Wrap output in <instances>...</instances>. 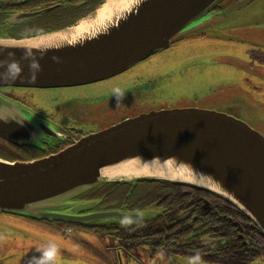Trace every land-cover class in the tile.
I'll return each instance as SVG.
<instances>
[{"label":"water","instance_id":"water-1","mask_svg":"<svg viewBox=\"0 0 264 264\" xmlns=\"http://www.w3.org/2000/svg\"><path fill=\"white\" fill-rule=\"evenodd\" d=\"M218 1L125 0L99 23L96 18L110 0H95L81 17L27 34L13 30L59 5L8 15L0 20V88H69L107 80L178 40L199 35L203 26L196 20ZM40 118L0 95L1 139L33 145L46 133L57 136ZM123 167L185 181L103 177L104 171ZM142 179L212 192L239 209L264 236V135L243 119L200 108L153 109L124 118L42 159L0 157V213L66 223L137 224L148 212L82 215L94 202L73 200L82 201L109 183Z\"/></svg>","mask_w":264,"mask_h":264},{"label":"rangeland","instance_id":"rangeland-1","mask_svg":"<svg viewBox=\"0 0 264 264\" xmlns=\"http://www.w3.org/2000/svg\"><path fill=\"white\" fill-rule=\"evenodd\" d=\"M195 23L203 26L199 35L178 40L169 50L151 57L148 62L152 63V68L138 72L136 78L138 74L156 76L155 92L165 108L213 110L243 119L263 131L264 0H219ZM135 73L112 77L96 86L47 90L41 95L37 91L34 101L39 106L43 103L47 107H60L65 119L79 121L85 116L76 124H86L99 131L159 105L154 98L145 102L131 96L133 91L119 90L132 83ZM115 92L117 94H113ZM66 100L70 105L79 106L73 117L65 111ZM22 220L23 216L0 213V238L27 240L25 248L29 251L21 256L19 250L23 246L0 243V264H109V261L111 264H146L147 256L140 248L132 250L131 255L118 256L115 250L107 249L105 243L109 239L99 240L95 235L78 231L50 229L44 232ZM129 223L120 221L123 227ZM115 246L114 241L108 244L109 249ZM175 264L207 263L177 257Z\"/></svg>","mask_w":264,"mask_h":264},{"label":"flooded vegetation","instance_id":"flooded-vegetation-1","mask_svg":"<svg viewBox=\"0 0 264 264\" xmlns=\"http://www.w3.org/2000/svg\"><path fill=\"white\" fill-rule=\"evenodd\" d=\"M55 1L56 3H54ZM61 1L0 0V18L18 12H31L59 5L45 14L44 16L47 15L46 17L43 18L42 16L41 18L43 19L39 18L23 28L30 31L42 28L44 23H53L52 21L57 20L60 16L72 13L71 11H68V13L64 12L68 8L79 9L84 5H79L81 1L70 3H63ZM59 8H63L64 10ZM170 46L134 65L138 66L137 68L131 67L113 77L121 78L124 75L127 76L129 73L136 72L132 76V83L128 86L129 88L126 87L119 90L126 93L133 91L130 92L131 96H138L145 102L148 99L154 98L157 102L156 104H159L146 110H141L137 112L138 114L153 109L165 108V103L157 98L155 92L156 76L152 77L147 74L146 76H142L138 74L136 78V74L138 72H146L152 68V63H149L148 60L154 55H159L169 50ZM102 82L84 86H96ZM69 88H0V95L26 107L32 113L41 117L40 119L54 130V134L57 133V136L46 133L42 139L38 140L37 144L33 145L14 144L0 138L1 158L8 161L20 162L42 159L72 146L84 136L95 133V131L98 132V130L86 124H76L79 121H83L85 116L82 119H78L79 121L74 118L73 120L70 118L65 119L62 117L60 107L58 109L47 107V104L43 103H41L42 106H39L34 101V93L37 91L38 95H41L43 92L46 93L47 90ZM37 99H39L38 96ZM30 101H33L34 104ZM51 101L52 98H50ZM70 103V101L66 100L63 106L66 109L65 111H69V115L73 117L72 114L79 106H73ZM60 105L62 104L60 103ZM137 113L136 115H138ZM257 130L264 135V129L263 131ZM4 157H11L13 159L10 160ZM86 198L94 201V205L88 211L79 214L86 215L108 211H147L148 214L144 221L124 227L120 222L109 223L101 222V220H95L89 224H81L23 217L22 221L26 225L35 224L44 232H48L50 229H58L60 232L66 230L69 232L78 231L95 235L99 240L109 239V241L105 240L106 243L104 242L107 249L109 251L115 250L118 256L121 253L131 255L132 250L140 248L144 250L147 256L146 264H175L177 257L207 264L258 263L253 246V242L255 241V226L235 207L208 191L184 185L123 183L111 184L95 189ZM26 241L15 237L0 238V243L23 246L19 250L21 256H26L29 253L25 248L27 247ZM111 241L116 243V246L112 247L113 249L108 248V244ZM134 258L139 260L138 256H134ZM259 258L263 259V256H259ZM261 259H259L260 263ZM161 260H164V262ZM108 263L111 264V261Z\"/></svg>","mask_w":264,"mask_h":264},{"label":"trees","instance_id":"trees-1","mask_svg":"<svg viewBox=\"0 0 264 264\" xmlns=\"http://www.w3.org/2000/svg\"><path fill=\"white\" fill-rule=\"evenodd\" d=\"M82 2V1H86V3L81 6L82 8H79V9H72V8H68L66 10H64L63 8H59V9H63L64 12H67L68 11H71L72 13L66 15V16H60L57 20L55 21H52L53 23H44L43 27L42 28H39V29H33V30H24L23 28L28 25V24H24V25H19L17 26L13 32L14 33H19V34H27V33H32V32H36V31H40V30H49V29H52V28H56V27H60V26H63L64 24L68 23L69 21H72L74 19H77L79 17H81L88 9H91L94 5V1L95 0H62L61 2L63 3H67V2ZM56 3V1L54 2ZM54 3H51V4H54ZM50 5V4H49ZM74 11V13H73ZM76 11V12H75ZM8 16V15H7ZM47 16V15H46ZM46 16H43L46 17ZM6 17V16H5ZM5 17H2L0 18L3 19ZM41 18V19H43ZM38 20V19H37ZM36 21V20H35ZM4 158H8L10 160H12L13 158L11 157H4ZM6 160V159H5ZM136 183H157V184H170V185H180V184H175V183H171V182H168V181H159V180H149V179H142V180H138ZM111 184H123V183H109V184H106V185H103L101 186L100 188L104 187V186H107V185H111ZM131 184V183H130ZM194 188H197V187H194ZM202 190V189H201ZM205 191V190H204ZM209 192V191H208ZM212 193V192H210ZM214 194V193H213ZM216 195V194H214ZM218 198H220L221 200L225 201L226 203L232 205L230 202H228L227 200L223 199L222 197L216 195ZM233 207H235L234 205H232ZM236 208V207H235ZM237 209V208H236ZM238 211H240L239 209H237ZM240 213H242L240 211ZM243 214V213H242ZM244 215V214H243ZM245 216V215H244ZM246 217V216H245ZM248 218V217H246ZM249 220V219H248ZM247 220V221H248ZM250 221V220H249ZM250 223H252L254 225V223L252 221H250ZM255 226V225H254ZM255 241L253 242V246L255 248V251H256V255H257V261L258 263L257 264H264L263 262V259L259 258V256H263L264 254V236L262 234V232L255 226ZM252 245V243H251ZM243 257V255H242ZM261 259V263L259 262Z\"/></svg>","mask_w":264,"mask_h":264},{"label":"bare ground","instance_id":"bare-ground-1","mask_svg":"<svg viewBox=\"0 0 264 264\" xmlns=\"http://www.w3.org/2000/svg\"><path fill=\"white\" fill-rule=\"evenodd\" d=\"M124 1L125 0H114V1L110 0V3L107 4V7L104 10H102L103 13L96 18V21L99 20L98 21L99 23L103 21V19H105V17H108L114 11V9H116V7L121 6L124 3ZM141 176H162L165 178H169L171 180L185 181L184 179L175 178L173 176H167V175L163 176V173L161 172H150L147 169L136 171V170H132V168H129V167H123V168H118V169L103 172V177L108 180H114L120 177L130 178V177H141Z\"/></svg>","mask_w":264,"mask_h":264}]
</instances>
